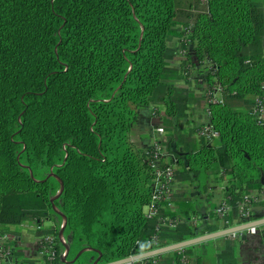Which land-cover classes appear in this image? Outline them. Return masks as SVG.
<instances>
[{
  "label": "trees",
  "instance_id": "1",
  "mask_svg": "<svg viewBox=\"0 0 264 264\" xmlns=\"http://www.w3.org/2000/svg\"><path fill=\"white\" fill-rule=\"evenodd\" d=\"M256 2L206 0L205 11L185 18L181 0H0V236L48 220L38 231L55 238L45 264H93L98 256L106 264L221 228L205 221L197 232L189 220L205 216L183 210L186 200L174 195L175 210L160 215L183 220L175 228L146 217L152 148L136 150L128 134L139 107L163 101L167 115L182 116L183 92L166 82L176 75L167 42L182 37L198 61L213 64L207 97L216 88L222 101L208 104L217 138L176 155L181 174L226 178L223 202L233 208L264 188V118L247 99L264 105V12ZM209 219L220 222L214 212ZM235 219L234 210L224 227ZM192 248L173 252L170 264H201Z\"/></svg>",
  "mask_w": 264,
  "mask_h": 264
},
{
  "label": "crops",
  "instance_id": "2",
  "mask_svg": "<svg viewBox=\"0 0 264 264\" xmlns=\"http://www.w3.org/2000/svg\"><path fill=\"white\" fill-rule=\"evenodd\" d=\"M256 3L264 12V0H257ZM190 8L193 10L194 6L191 5ZM178 28L182 29L180 26H178ZM171 41L173 44L170 48L168 43ZM167 47L174 51L173 56L168 61V67L169 69L176 72V75L168 77L166 82L176 90L183 92V102L181 108L184 110V112L182 113V116L178 114V117H171L166 113L161 117V113H159L156 107H149L146 110L136 112V119L129 130L128 136L130 142L133 144L136 150L146 152L148 148H151L153 143L157 140L155 137V134H157L156 130L154 131L153 129L154 126L158 125L157 128H163L161 125L163 121L168 127V131L171 130V135L174 137V153L178 155L183 154L185 150L179 151L180 147H186V149L194 148L195 143L193 145H189L190 143L188 141H197L196 143L199 144V146L201 145L202 141L206 143L204 139L198 138L197 131L201 126L208 124L209 117L206 123H201L203 119L202 116L198 115L197 108H202L207 113L208 97L206 91L208 90V87L205 83V77L207 74L213 72L214 66L207 59L198 61L194 56V43L189 40H185L182 37H172L167 42ZM261 51L264 57V36L261 42ZM197 75L198 78L196 79L195 76ZM194 86L199 88V95L196 94ZM212 95L215 101H222V95L219 89H213ZM247 99L257 102L255 97H248ZM236 107L245 109V106L242 103H238ZM189 111H195L192 115L195 118L192 121L189 119L187 114ZM160 118H162V121H160ZM262 118H264V115ZM139 119L143 124L149 125L150 132L148 133V136L145 135V132L142 128H136L134 123H136ZM190 122L193 123V128L191 131L189 129V132H186L187 130L185 128L188 127ZM163 129L165 134H167L168 131L165 128ZM182 132H184L183 134L187 138V141L183 139L180 141L179 138L182 135ZM176 134H179V137L176 136ZM171 135L169 138L167 136L166 146L171 142ZM179 172H181V168L177 166L175 170L173 195L180 197L181 200H186L182 209L186 210L190 208L191 210L189 213L192 214V211H196L200 217L205 216L203 217L204 219L200 220L201 224L206 221L209 224L219 227L220 222L214 220L210 221L209 214L210 212L213 213L219 204L223 202L225 196L222 188L215 185L214 179H212L213 177L211 176H208L207 178L206 176L203 177V185H205V187H203V185L202 187L195 186L197 179L189 178L188 175L185 174H178ZM212 182L214 185L213 188L210 186ZM212 200L213 202L215 201V203H217H213V205H211ZM187 201L190 202L189 206H187ZM144 212L146 213V211ZM252 216L255 219L263 218L264 205H254L252 207ZM43 230L46 229L42 227V231ZM200 230L201 226L200 229H196L197 232ZM218 230H220V228ZM35 232L34 242L27 244L23 241V236L21 234L11 233L9 230V233L5 235L9 236L10 239L5 241V244L11 249V254L3 261L2 264H20L22 260L34 264H45V258L41 249L39 248L38 243L40 237L38 236V231L35 230ZM259 233L254 236L248 235L246 233H238L194 245L191 246L193 248L191 249L190 254L193 256H199L201 259V264H264V232L260 234ZM228 248H232V253L230 252L231 250H228ZM172 253L173 252L163 254L160 258L152 261V263L156 262V264H170ZM223 255L224 260H221Z\"/></svg>",
  "mask_w": 264,
  "mask_h": 264
},
{
  "label": "built area",
  "instance_id": "3",
  "mask_svg": "<svg viewBox=\"0 0 264 264\" xmlns=\"http://www.w3.org/2000/svg\"><path fill=\"white\" fill-rule=\"evenodd\" d=\"M206 3V0H205ZM212 101L213 95L211 98H208V104ZM254 114L259 118L263 119L264 115V105L261 102L257 101V105L253 110ZM207 115L209 117L208 107H207ZM156 133L160 136H164V129L159 127L156 129ZM198 138L204 139L207 142H212L217 138V133L213 130V128L208 124L201 126L197 131ZM152 150L150 152V157L147 159L149 168L151 170L152 178V192H151V203L146 207V217L149 219H156L158 222V228H175L178 224H180L183 220L180 219H172L168 216L162 217L160 214L163 210H167L173 212L175 210V205L173 202V185L175 182V166L177 165L176 158L169 155L166 146V140H156L151 146ZM58 193L56 194V196ZM264 205V188L260 191H249L246 195H243L242 198L235 204V207H231L225 202L219 204V206L214 210V213L219 218L221 223L220 230L230 228L232 226L245 224L255 220L252 216V207L254 205ZM54 210L59 213V211L54 207ZM235 210L236 219L231 226L224 227V225H229L226 220L229 215ZM37 225L35 230L40 231L39 223L34 221ZM190 225L193 228H197L200 223L199 218H191L189 220ZM64 227V221L62 220L59 226L60 233ZM264 226L251 228L246 230L245 232L248 235L254 236L260 230H262ZM58 235V240L63 245L66 244L65 238L63 234ZM10 239L9 236L3 235L0 236V264L11 254L10 248L5 244V241ZM55 238L53 236H43L39 238V248L42 253H46L48 255H52L51 250L54 245ZM160 248V247H157ZM153 248V249H157ZM149 250H152L149 249ZM148 251V250H147ZM66 250L62 253L61 257L65 258ZM152 264H156L153 262Z\"/></svg>",
  "mask_w": 264,
  "mask_h": 264
},
{
  "label": "rangeland",
  "instance_id": "4",
  "mask_svg": "<svg viewBox=\"0 0 264 264\" xmlns=\"http://www.w3.org/2000/svg\"><path fill=\"white\" fill-rule=\"evenodd\" d=\"M182 1V5L180 6V8H179V13L180 14H183V16L186 18V15H193L194 16V14L195 13H198V12H203L204 10H205V8H206V3H205V0H181ZM188 2H193V6H194V11L193 10H191V8L189 7V5L187 4ZM187 4V5H186ZM182 31L184 30V29H181ZM184 32V31H183ZM174 40V39H173ZM172 44H173V42L171 41V42H169L168 43V46L171 48L172 47ZM168 63V62H167ZM169 65V64H168ZM195 78L197 79L198 78V75L197 76H195ZM194 88H195V92H196V94L197 95H199V92H198V87H196V86H194ZM161 94H163V93H161ZM177 94H175L174 96H176ZM163 96V95H162ZM179 96H181V93H179ZM149 107H151V108H153V107H156L157 109H158V111H159V113H161V117L162 116H164L165 115V112H166V108H167V105H166V103L165 102H163V101H160V102H158L157 104H154V105H149V106H142V107H139V108H137V112H139V111H141V110H146V109H148ZM196 111V110H195ZM195 111H189V112H187V114H188V117H189V119L192 121V120H194V118L195 117H193L192 115L194 114V112ZM180 114H182L183 112H184V110L183 109H180ZM197 113H198V115L199 116H202V121H201V123H206V121L208 120V116H207V113H206V111H204L202 108H197ZM160 121H162V118H160ZM199 121V120H198ZM135 124V126H136V128H142L143 129V131L145 132V135L146 136H148V133L150 132V127H149V125L148 124H143L141 121H140V119L136 122V123H134ZM162 126H163V128H165L167 131H168V127L166 126V124H164V122L162 121V124H161ZM157 126L158 125H155L154 126V131L157 129ZM160 126V125H159ZM192 128H193V123L192 122H190L189 124H188V127H186L185 129L187 130L186 132H189V129H190V131L192 130ZM184 132H182V135L180 136V141H182V139L183 140H186L187 141V138L185 137V135L183 134ZM171 135V130L170 131H168V133L167 134H164V136H160V135H157V134H155V137L157 138V140H163V139H167V136H168V138H169V136ZM176 136H178L179 137V134L177 135L176 134ZM171 142H170V144H168V151H169V153H170V155H172L173 156V158H176V154L174 153V145H173V139H174V137L171 135ZM177 137V138H178ZM146 140V139H145ZM206 141V140H205ZM190 144L189 145H193L194 143H195V146H194V148H198L199 147V144H197L196 142L197 141H194V142H192V141H188ZM214 143V141L213 142H208V145H211V144H213ZM206 144H207V141H206ZM184 149H186V147H180L179 148V151H182V150H184ZM180 153V152H179ZM178 165H176L175 166V170H176V167H177ZM180 173H183L182 171L181 172H179L178 174H180ZM50 175V174H49ZM188 177L189 178H192L193 177V174H189L188 175ZM213 179V178H212ZM182 182V181H181ZM222 182V183H221ZM221 182L219 181V182H215L214 181V183H215V185H217L218 187L220 186V188H222V190L224 191V189H225V187L227 186V183H226V178H224L223 177V179L221 180ZM203 183H204V178L203 177H199V179L197 180V183L195 184V186H202L203 185ZM221 184H222V186H221ZM212 188H213V182L211 183V185H210ZM211 190H213V189H211ZM212 194V193H211ZM213 203H215V201L213 202V200H212V202H211V205H213ZM217 203V202H216ZM215 203V204H216ZM261 205H263V204H261ZM144 211H146V209L144 210ZM36 224L34 223V220H30L29 222H27V223H25V224H23L22 226H19V227H11L10 228V231H11V233H17V234H21L22 236H23V241L25 242V243H27V244H30V243H33L34 242V240H35V228H36ZM39 226H40V230H42V227L44 228V229H49L51 226H52V223L50 222V221H48V220H43L40 224H39ZM200 226H201V223L198 225V228L197 229H200ZM9 233V232H8ZM12 239V238H11Z\"/></svg>",
  "mask_w": 264,
  "mask_h": 264
},
{
  "label": "water",
  "instance_id": "5",
  "mask_svg": "<svg viewBox=\"0 0 264 264\" xmlns=\"http://www.w3.org/2000/svg\"><path fill=\"white\" fill-rule=\"evenodd\" d=\"M57 196H55V197H57ZM62 219L64 221V218H62ZM261 226H264V217L259 218V219H255V220L248 222V223H245V224H240V225L232 226L230 228H226L223 230H218V231H215V232H212L209 234L197 236V237H194L192 239L185 240L182 242H177V243L169 244V245L157 248V249L148 250V251H145V252H142L139 254H135V255H132L130 257L123 258L121 260L113 261V262L106 263V264H135V263H140V262H144V261H149L150 259L155 258V257L160 256V255H163V254L179 251V250H182V249L194 246V245H198V244L208 242L211 240H215L218 238H223L226 236H231L234 234L245 232L248 229L257 228V227H261ZM60 234H63V233L61 232ZM66 253H67V249H66ZM82 253H83V251H81L76 256V258L79 257V255H81ZM99 261H100V256H98V258L94 261L93 264H100Z\"/></svg>",
  "mask_w": 264,
  "mask_h": 264
}]
</instances>
